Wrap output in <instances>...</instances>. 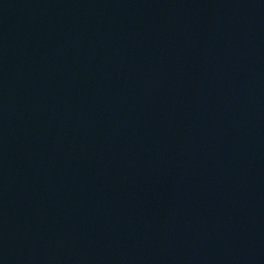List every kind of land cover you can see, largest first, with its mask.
<instances>
[{"label":"water","instance_id":"obj_1","mask_svg":"<svg viewBox=\"0 0 264 264\" xmlns=\"http://www.w3.org/2000/svg\"><path fill=\"white\" fill-rule=\"evenodd\" d=\"M0 264H264V0H0Z\"/></svg>","mask_w":264,"mask_h":264}]
</instances>
